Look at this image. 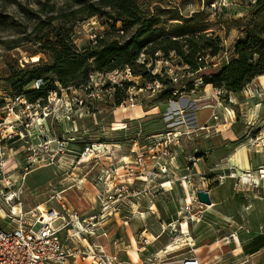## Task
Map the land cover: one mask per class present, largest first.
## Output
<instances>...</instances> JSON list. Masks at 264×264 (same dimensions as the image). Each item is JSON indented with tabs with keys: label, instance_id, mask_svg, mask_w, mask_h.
<instances>
[{
	"label": "rangeland",
	"instance_id": "1",
	"mask_svg": "<svg viewBox=\"0 0 264 264\" xmlns=\"http://www.w3.org/2000/svg\"><path fill=\"white\" fill-rule=\"evenodd\" d=\"M97 1L0 0V226L14 228L37 206L61 209V196L68 209L96 216L94 234L79 241L116 253L118 264H178L190 255L204 264H264V247L244 251L264 233V74L239 93L204 80L240 41L264 36V11L255 0H134L156 28L179 22L218 36L223 50L191 71L174 53L151 56L147 42L142 74L100 72L90 58L85 86L56 82L60 92L40 106L14 98L8 78L52 64L35 41L48 32L39 22L59 16L75 26L77 47L91 49L110 30V9L74 12ZM137 29L109 39L124 42ZM168 132L180 135L170 143ZM217 186L214 203L198 201L196 191Z\"/></svg>",
	"mask_w": 264,
	"mask_h": 264
},
{
	"label": "trees",
	"instance_id": "2",
	"mask_svg": "<svg viewBox=\"0 0 264 264\" xmlns=\"http://www.w3.org/2000/svg\"><path fill=\"white\" fill-rule=\"evenodd\" d=\"M96 6L102 9L109 7L110 10L105 13L113 22L109 23L110 30L92 43L94 46L91 49L77 47L73 38L75 26L67 25L66 20H61L62 18L57 15L41 20L39 24L48 27V32L35 41L39 43L40 52L50 57L52 64L34 68L21 76L13 74L8 78L11 89L31 103L40 100V104H44L50 91L60 92L56 82L63 88L77 84L85 86L91 73L90 58H94L96 70L100 72L108 73L129 67L131 73L142 74L140 71L145 66L139 64L138 59L142 47L147 42H152L151 56L157 52L165 56L174 53L191 71L201 68L206 55L216 56L223 50L222 41L218 36L198 33L179 22L170 25L169 28H156L155 22L141 16L139 6L134 0H98L89 4L84 3L74 14L95 15L99 9L95 8ZM254 6L264 11V0H255ZM31 12H35L33 8ZM56 19L59 20L53 22ZM118 22L122 23L120 28L122 33L117 31ZM133 27L138 28L137 32L129 36L128 40L121 42L118 39H109L114 31L120 36ZM90 51L92 52L89 53ZM235 54L219 73L205 76V83L239 93L257 76L264 74V36L249 35L245 41L237 44ZM41 59L40 57L38 61ZM45 72L49 75L45 76ZM36 78H42L43 83L39 90H32L31 84ZM151 78L157 79L158 76ZM121 102L122 98H118L116 103L118 105ZM263 247L264 233L256 235L245 245L244 251L253 254Z\"/></svg>",
	"mask_w": 264,
	"mask_h": 264
},
{
	"label": "built area",
	"instance_id": "3",
	"mask_svg": "<svg viewBox=\"0 0 264 264\" xmlns=\"http://www.w3.org/2000/svg\"><path fill=\"white\" fill-rule=\"evenodd\" d=\"M95 23L91 21L87 23V26H90V31L94 29L93 25ZM166 63H168V60ZM126 71L131 74L129 67L126 68ZM42 83V78H36L33 81L32 89L39 90ZM14 98L21 102L23 100L28 102L21 94H15ZM29 103L30 106L41 105L39 101L37 103ZM166 135L171 143L173 139L176 138L177 140L180 134L168 132ZM163 154L168 156L169 151L164 150ZM142 157V154L138 155L139 160ZM170 164L173 165L172 161ZM161 171H168L166 162L161 166ZM60 199L61 196L58 197L61 209L37 206L30 212V218H21L14 228L0 226V264L119 263L116 253H108L102 245L85 244L78 239L81 234L89 236L94 234V227L96 226L92 220L96 216L89 215L90 212L81 213L76 210H70L67 208L66 203ZM58 221L59 224L56 225ZM83 224H86L87 228L81 229ZM64 231L67 233L65 239L62 237ZM103 234L106 235L105 232ZM148 261L149 264H161L152 260ZM178 264L204 263L197 256L190 255L183 257Z\"/></svg>",
	"mask_w": 264,
	"mask_h": 264
},
{
	"label": "bare ground",
	"instance_id": "4",
	"mask_svg": "<svg viewBox=\"0 0 264 264\" xmlns=\"http://www.w3.org/2000/svg\"><path fill=\"white\" fill-rule=\"evenodd\" d=\"M34 60H38V57L37 56H34ZM260 77H262V79H264V75H261ZM32 85H33V83L31 84V88H32ZM89 158H81V160H80V162H84V161H86V160H88ZM129 161V160H128ZM143 198V197H142ZM192 198V197H191ZM11 199H12V197H11ZM140 200V199H139ZM142 200V199H141ZM191 200V199H190ZM142 202V201H141ZM151 203V202H150ZM150 203H148V205L150 204ZM151 205V204H150ZM21 215V214H20ZM19 217V216H18ZM17 217V218H18ZM16 218V217H15ZM144 232V231H143ZM82 235V234H81ZM82 239H84V243L85 244H89L90 242L88 241V239H87V237H82ZM169 248H168V250H173V248H172V245H169L168 246ZM164 253H165V251H164V249H161L159 252H158V256H160V257H162L163 255H164ZM132 257L136 260V261H138V254L136 253V252H132Z\"/></svg>",
	"mask_w": 264,
	"mask_h": 264
},
{
	"label": "water",
	"instance_id": "5",
	"mask_svg": "<svg viewBox=\"0 0 264 264\" xmlns=\"http://www.w3.org/2000/svg\"><path fill=\"white\" fill-rule=\"evenodd\" d=\"M196 195H197L198 201L201 204H205V205L212 204V200H211L209 191H206V190H198L196 192Z\"/></svg>",
	"mask_w": 264,
	"mask_h": 264
},
{
	"label": "crops",
	"instance_id": "6",
	"mask_svg": "<svg viewBox=\"0 0 264 264\" xmlns=\"http://www.w3.org/2000/svg\"><path fill=\"white\" fill-rule=\"evenodd\" d=\"M218 187H219V186L214 187L213 189H211V190L209 191V194H210V197H211L212 203L215 202V201H214V194H215V190H216ZM81 238H82V236H81ZM82 241H83V243H84V239H82ZM80 264H87V262H81Z\"/></svg>",
	"mask_w": 264,
	"mask_h": 264
}]
</instances>
